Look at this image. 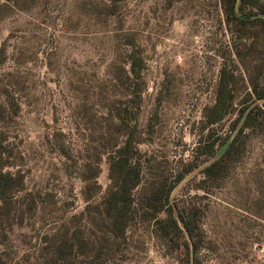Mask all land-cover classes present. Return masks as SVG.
Masks as SVG:
<instances>
[{"label": "rangeland", "instance_id": "374dc122", "mask_svg": "<svg viewBox=\"0 0 264 264\" xmlns=\"http://www.w3.org/2000/svg\"><path fill=\"white\" fill-rule=\"evenodd\" d=\"M226 6L0 0V165L14 177L0 201L6 264H264V115L205 171L264 88L260 9L239 6V20ZM122 148L138 185L116 208L105 198L133 178L111 172ZM180 175L162 205L159 187ZM169 206L193 235L172 232Z\"/></svg>", "mask_w": 264, "mask_h": 264}, {"label": "trees", "instance_id": "16d2710c", "mask_svg": "<svg viewBox=\"0 0 264 264\" xmlns=\"http://www.w3.org/2000/svg\"><path fill=\"white\" fill-rule=\"evenodd\" d=\"M239 6H251L252 8H257L260 9V16L255 15L257 19L264 20V5H261V3L257 0H227V9L228 12L235 16L239 20H243V16L238 15L237 13V8ZM133 67L136 68L137 64L133 62ZM255 99L256 101L253 102V107L251 106H246L242 109L241 114L239 116V121L243 120V124L239 130V133L237 137L234 139V141L231 143L229 149L223 155L220 159L214 161L211 163L205 171L209 176L214 174V170L216 169V166H218L221 162V160L226 157V155L230 154L235 148L236 144L238 143L239 139L242 136V133L247 129V128H254L258 126L259 123V115H264V88H255ZM221 102V101H220ZM259 102H262V106L259 104ZM220 104V103H219ZM219 109V105H217L214 110L217 112ZM223 117V113H220L215 116H211L208 118V123L213 124L221 120ZM215 141H212L207 144L206 152H209L210 154L215 153ZM128 150V148H122L118 152L120 153L119 156H114L112 165H111V172L115 170L116 168H119L120 170H125L127 169V172L130 176H133V178L128 181L127 178L124 176L123 179L119 180L116 182L115 188L109 192L107 197L105 198L106 202H111L114 203L116 208H122L123 204L127 201L130 202L131 200V195H132V190L138 185V180L137 178V173L135 172L136 167H133L129 163V156L125 154V152ZM182 179V175L177 177V181L174 184L171 185H162L159 187L160 192H161V198L160 201L162 205H169L170 203V196L174 188L176 187V184L180 182ZM14 181L13 174L9 172H5L3 169V166L0 165V201L4 203V205L10 203V200H12V195H13V190L11 189V183ZM94 186L98 187L97 182L94 181ZM170 207V217L167 220V223L170 226V229L172 232H180L183 233L188 232L189 235H193V230H192V222L187 221L182 218L181 222H179V218L175 217L173 214V208ZM182 223V225H181ZM113 224L116 226H119L120 231H124L126 229V224L122 221V218H117ZM171 233L170 231H168ZM2 235L0 234V238ZM1 244V241H0ZM197 247H195L196 249ZM59 256V252L56 251ZM54 253V252H52ZM56 258H53L52 260H55ZM0 264H6L3 258L0 256Z\"/></svg>", "mask_w": 264, "mask_h": 264}, {"label": "water", "instance_id": "95a60500", "mask_svg": "<svg viewBox=\"0 0 264 264\" xmlns=\"http://www.w3.org/2000/svg\"><path fill=\"white\" fill-rule=\"evenodd\" d=\"M231 140L226 141L221 148L219 149L218 153H217V157H221L223 156L227 150L229 149L230 145H231Z\"/></svg>", "mask_w": 264, "mask_h": 264}, {"label": "flooded vegetation", "instance_id": "af4514ba", "mask_svg": "<svg viewBox=\"0 0 264 264\" xmlns=\"http://www.w3.org/2000/svg\"><path fill=\"white\" fill-rule=\"evenodd\" d=\"M255 17V16H254Z\"/></svg>", "mask_w": 264, "mask_h": 264}]
</instances>
